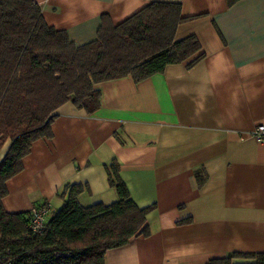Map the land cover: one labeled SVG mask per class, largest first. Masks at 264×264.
I'll return each mask as SVG.
<instances>
[{
    "label": "crops",
    "instance_id": "crops-1",
    "mask_svg": "<svg viewBox=\"0 0 264 264\" xmlns=\"http://www.w3.org/2000/svg\"><path fill=\"white\" fill-rule=\"evenodd\" d=\"M35 1L45 22L77 45L96 38L103 15L117 25L153 1L179 3L191 18L175 38L194 35L204 57L138 82H99L92 113L61 105L51 137L34 141L6 181L3 208H58L66 184L87 187L82 205L109 204L118 199L106 170L115 161L137 206L153 208L150 234L107 250L105 264H207L264 253V142L248 136L264 124V0Z\"/></svg>",
    "mask_w": 264,
    "mask_h": 264
},
{
    "label": "trees",
    "instance_id": "trees-1",
    "mask_svg": "<svg viewBox=\"0 0 264 264\" xmlns=\"http://www.w3.org/2000/svg\"><path fill=\"white\" fill-rule=\"evenodd\" d=\"M190 18L179 3L153 1L117 25L103 15L96 38L77 45L45 22L35 0H0V151L7 143L0 153V264H105L107 250L150 234L146 216L153 206H137L115 161L106 170L118 199L82 205L78 197L87 187L66 184L61 205L37 234L27 229L28 212H7L2 198L31 144L51 137L61 105L71 101L92 113L100 106L99 82L125 76L138 82L168 64L199 62L204 53L197 38H175ZM196 177L202 179L199 172ZM207 264H264V253L234 252Z\"/></svg>",
    "mask_w": 264,
    "mask_h": 264
},
{
    "label": "built area",
    "instance_id": "built-area-1",
    "mask_svg": "<svg viewBox=\"0 0 264 264\" xmlns=\"http://www.w3.org/2000/svg\"><path fill=\"white\" fill-rule=\"evenodd\" d=\"M248 136L259 142H264V124L255 125L249 132ZM54 207L51 202L34 205L28 211L27 229L32 234L43 231L48 217L53 213ZM7 264H11L9 261Z\"/></svg>",
    "mask_w": 264,
    "mask_h": 264
}]
</instances>
